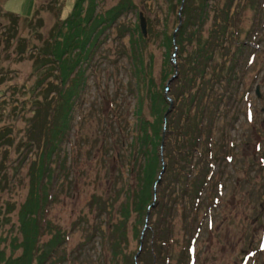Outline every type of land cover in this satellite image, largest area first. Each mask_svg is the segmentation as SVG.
Masks as SVG:
<instances>
[{"label":"rangeland","instance_id":"rangeland-1","mask_svg":"<svg viewBox=\"0 0 264 264\" xmlns=\"http://www.w3.org/2000/svg\"><path fill=\"white\" fill-rule=\"evenodd\" d=\"M120 1L97 0L94 13L112 10ZM130 2V8L101 32L89 58L72 69L65 65L67 79L83 69L84 81L70 112L69 129L54 150L47 148L42 181L51 179L47 199H41L32 215L39 225L36 236L20 230L21 213L32 197L37 164L44 165L40 160L53 106L60 88L69 84L63 82L66 73L46 52V45L64 42L63 27L55 41L52 31L71 11L73 0H62L57 7L50 0H0L2 259L15 264L9 258L23 254L25 237L32 251L54 237L59 252L49 260L56 264H108L103 234L109 223L119 221L127 252L138 253L135 263L156 264L151 259V229L156 231L167 213L175 240L170 252L175 259L183 258L182 264H264V0H188L189 13L181 12L182 0L175 5L174 0ZM139 13L145 19V34ZM184 24L189 38L170 40L168 46L164 29L175 38ZM141 33L143 40L138 38ZM199 47L197 68L205 71L211 91L192 113H198L205 145L201 141L190 155H183L181 133L166 128L157 147V181L148 185L151 204H144L140 212H127L125 189L139 191L141 182L133 175L139 162L129 174L126 160L134 148L129 152L128 143L138 102V73L131 55L139 56L140 75H151L153 89L170 99L171 108L164 114L172 127L185 122L178 108L186 107L184 97L190 100L189 94L201 83L196 72L188 86ZM77 57L73 50L66 60L72 65ZM143 105L147 112V99ZM177 173L188 183L198 182L197 195L181 193L174 179ZM106 204L108 213L103 211ZM186 213L195 234L188 238L183 231ZM36 262L33 258L29 264Z\"/></svg>","mask_w":264,"mask_h":264},{"label":"trees","instance_id":"trees-1","mask_svg":"<svg viewBox=\"0 0 264 264\" xmlns=\"http://www.w3.org/2000/svg\"><path fill=\"white\" fill-rule=\"evenodd\" d=\"M62 0H50V2H53V6L57 7ZM173 5L179 4L180 0H174ZM97 0H73V5L71 11L66 15L64 20L62 22H57L56 25L53 27L52 33L54 41L56 40L55 35L57 34V31L60 27H63L65 29V36H64V42L63 43H47L46 45V52L51 56L52 60L58 62V67L63 70V73H66L64 76L65 79H63V82H69L67 87H62L59 90L58 98L55 101V104L53 106V109L55 111L53 112V120H51L47 127H46V150L43 152L42 161L40 160L41 164H37V167L35 169V174L33 177L35 187H33L32 197L30 196L29 200L27 201V204L24 207V211L21 213L22 215V223L20 225V230L27 234L28 232H31L32 234H35L37 236L39 225L37 224V221H34V218H32L35 213L36 208L41 207V199H44L48 197V188H49V182L51 179V176L45 177V181H42L44 178V169L47 167V155L49 154V151H47V148L55 149L56 146L59 145L60 142V136H63V134L69 129L70 125V112L72 110V106L75 102V99L78 97L79 89L83 86V69L82 71H77L75 74L73 73V76L67 79V73L64 71V68H70L72 69L73 66L77 63H79V60H85L90 57L92 54V51L95 49V47L98 45L96 43L98 41V37L103 32V30L109 26V24L114 21V19L122 12L130 8L131 2L130 0H121L119 2V5L116 6L112 10H103L99 13H94V7ZM86 8L83 10V7ZM190 7V4L188 0H185V2L182 5L181 12H188ZM38 11V7H37ZM7 15L12 17V12L6 11ZM109 21V22H108ZM104 23L103 25H100ZM14 24V23H13ZM60 24V25H59ZM100 26L97 29V27ZM51 33V34H52ZM164 38L166 39L168 46L170 44V40H173L176 43L182 42L185 38H189V35H187L186 26L185 24L182 25L177 30V37H173L171 32H166L165 29L163 31ZM142 33L138 36V38L142 39ZM141 36V37H140ZM188 36V37H187ZM136 40V38H134ZM146 39V38H145ZM142 46V45H139ZM140 48V47H139ZM201 47L198 48V54H195V59L193 60L195 63L192 64L190 70L192 72V76L190 77L188 81V86H190L193 82L194 76L196 72L200 73V82L196 86L195 93L189 94L190 100L187 99V97H184L183 102L186 105V107L182 106L181 108H178V111H180L181 116L184 118L185 122L183 124L181 123H175L172 124V127H170V123H166V117L164 116L165 111L167 110V107L169 105V100L167 97L162 95L161 93L157 92L153 89L152 84L150 83V80L152 79L151 75L145 74V78L149 81L151 85H147L145 83L144 76L140 75L141 64H138V58L136 52H133L131 55L132 62L136 66L135 73H138L136 75V81L135 83V93L138 98V102L136 105L135 110V116H136V126L134 130V135L131 136V140L128 143L129 152L131 151L132 154H127L126 160L129 163L128 173L132 174L134 171L133 165H137L138 168L136 175L133 173L134 177L139 175L140 187L139 191H136L134 188L128 187V189H125V192L127 193V206L124 207V210L127 212L131 210L141 211L144 207V204L150 205L151 203V194L149 193L148 185L155 183L157 178H155V170L158 168V155H157V147L161 146L163 143L162 141V133L166 130V128L171 131L173 128L176 129V132L179 131L183 138V155L185 153H188L190 155V152L193 148H195L197 145L200 144L202 141V146L205 145L204 141L202 140L201 134L203 131L201 122L199 121L198 113L194 111V114L192 113V108L195 106V109L199 108V103L202 102L204 97H207L211 91V84H208L207 79L204 81L203 73L205 71L199 70L197 68V62L200 63V59L202 55H200ZM73 50H76L78 57L74 60L73 64L70 65V62L66 60L69 53ZM141 50V48H140ZM48 61L51 60L50 57H48ZM199 58V59H198ZM207 58V56L205 57ZM203 58V60H206ZM70 61V60H69ZM208 61V60H207ZM206 61V62H207ZM87 64V63H86ZM66 65V66H65ZM142 82V83H141ZM205 82V84H203ZM63 85V84H62ZM145 99L148 101V111L145 112L143 103L145 102ZM186 102L188 104H186ZM197 104V105H196ZM52 142V145H50L48 142ZM212 146V144L210 145ZM211 148L209 152H211ZM138 155V156H137ZM46 156V158H44ZM161 168V164H160ZM182 170V169H181ZM157 171V170H156ZM173 175L172 173H170ZM180 177V178H179ZM186 176L180 175L177 173L175 174L174 179H176V185L177 187L181 188V193H187V195L192 194L197 195L198 190L195 187L198 185L196 181L194 182H186L185 178ZM127 179L125 178L124 182L126 183ZM198 181V180H197ZM203 182V181H202ZM127 184V183H126ZM125 184V185H126ZM201 184V183H200ZM124 185V186H125ZM124 189V187H123ZM124 191V190H123ZM119 193V191H118ZM121 193V192H120ZM119 193V194H120ZM129 200L130 203H129ZM136 200V201H135ZM138 201V203H137ZM37 204V205H36ZM109 205V204H108ZM107 204L104 206L105 209L103 210L106 212V208L109 207ZM134 206V207H133ZM130 207V208H129ZM189 212V211H188ZM192 212V211H191ZM108 213V212H106ZM190 213L184 214L185 217H187L188 223L183 228V231L187 233V238L189 236H194L192 227H189V224L191 223L190 219L188 220V215ZM165 218V221H163V224L158 226L155 231V227H152L151 229V236L150 239L152 240L151 248L154 249V255L151 256V259L156 261V264H182L183 258L181 259H175V254L170 252L171 248L174 247L175 240L170 235V224H169V217L168 214L163 215ZM191 217V216H190ZM167 220V221H166ZM192 220V218H191ZM190 221V223H189ZM188 225V228H187ZM108 230L107 233L103 236H105V244L104 247L108 252L109 255V262L108 264H136V258L135 254H130L126 250V244H125V237L120 232V226L121 222H111L108 224ZM47 227V226H46ZM35 236L33 237V239ZM26 243L23 244L24 246V252L23 254L16 259H10L12 262L14 260L15 264H29L30 261L34 259L37 260L36 264H56L55 261H50L49 258L51 255L56 254L59 252L58 246L59 243L57 242V239L54 237L52 239H49L43 246H37L33 248L32 246H29V238L25 237ZM186 243V240H185ZM155 248H156V254H155ZM184 251H186V245H182V251L183 254ZM62 252V251H61ZM179 255H182V254ZM3 252L0 249V264H6L4 260L2 259ZM156 256V257H155ZM183 256V255H182ZM166 259L167 261L163 260ZM49 260V263L47 262ZM174 260V261H173ZM176 260V261H175Z\"/></svg>","mask_w":264,"mask_h":264},{"label":"water","instance_id":"water-1","mask_svg":"<svg viewBox=\"0 0 264 264\" xmlns=\"http://www.w3.org/2000/svg\"><path fill=\"white\" fill-rule=\"evenodd\" d=\"M182 4H183V0H182ZM181 6H182V5H181ZM181 6H180V7H181ZM138 16H139V26H140V30H141V32H142L143 34H145V19H144V17L142 16L141 13H139ZM256 92H257V91H256ZM257 95H258V92H257ZM168 100H169V105H168V108H167L166 112H168V111L170 110L171 105H172V103H171V101H170L169 98H168ZM164 116H165V114H164ZM162 140H163V137H162ZM162 142H163V141H162ZM161 160H162V158H161ZM164 167H165L164 162H161L160 173L163 172ZM158 178H159V177H158ZM137 254H138V253H136L135 256H136ZM134 258H135V257H134Z\"/></svg>","mask_w":264,"mask_h":264}]
</instances>
